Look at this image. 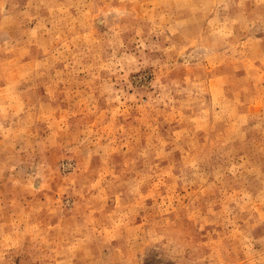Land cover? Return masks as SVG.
<instances>
[{"label":"rangeland","instance_id":"obj_1","mask_svg":"<svg viewBox=\"0 0 264 264\" xmlns=\"http://www.w3.org/2000/svg\"><path fill=\"white\" fill-rule=\"evenodd\" d=\"M0 264H264V0H0Z\"/></svg>","mask_w":264,"mask_h":264}]
</instances>
